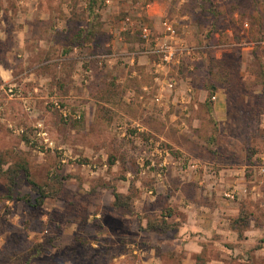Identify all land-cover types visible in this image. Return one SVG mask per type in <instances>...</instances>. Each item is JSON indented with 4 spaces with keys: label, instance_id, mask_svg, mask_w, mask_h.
<instances>
[{
    "label": "rangeland",
    "instance_id": "rangeland-1",
    "mask_svg": "<svg viewBox=\"0 0 264 264\" xmlns=\"http://www.w3.org/2000/svg\"><path fill=\"white\" fill-rule=\"evenodd\" d=\"M158 7L165 14L149 20L145 11ZM164 21L174 24L179 43L198 49L197 60L162 69L153 55L145 74L152 81L148 105L123 112L140 118L141 126L126 117L116 121L122 117L117 108L107 124L100 105L85 101L89 88L101 99L102 84L115 89V75L129 66L113 43L110 81H102L103 36L142 42V27L162 37ZM103 24L112 31L108 37L101 34ZM263 41L264 0H97L91 13L87 0H0V264H264V176L257 172L264 157ZM75 57L84 62L73 79ZM75 80L86 95L80 105L69 94ZM184 89L189 95L202 89L206 100L219 91L225 116L215 118L206 105L202 122L183 130V115L177 110L172 118L170 102ZM219 167L240 170V186L216 193L181 185L185 171L215 176ZM173 169L178 174L165 197L151 186L154 176L162 181ZM126 180L129 189L120 183ZM234 188L235 198L226 199L223 193ZM112 190L128 191L129 214L114 208ZM145 194L157 198L146 204ZM216 197L233 201L221 217L232 237L195 238L190 247L180 237L179 247L169 248L177 224L172 235L145 229L170 214L183 226L190 217L185 205L193 215L213 214Z\"/></svg>",
    "mask_w": 264,
    "mask_h": 264
},
{
    "label": "crops",
    "instance_id": "crops-1",
    "mask_svg": "<svg viewBox=\"0 0 264 264\" xmlns=\"http://www.w3.org/2000/svg\"><path fill=\"white\" fill-rule=\"evenodd\" d=\"M153 8V7H151ZM152 11L150 10H146L145 14L146 17L149 20H158L160 16H162L163 14H165V9L163 7H158L155 8L154 13H150ZM82 28V27H81ZM106 32L108 34L111 33V29L109 28V26H107L106 24L102 25L101 28V34H105ZM158 32L162 33V29L161 27L158 28ZM107 36V35H106ZM108 37V36H107ZM115 42H118V44L120 45V50H121V54L123 55L126 64H128V69L124 72L122 71H118V75H115L116 77L114 82L116 84V88L113 89L112 87H110L109 84H102L101 86V99H99L97 97L98 92L94 93L93 91H95L93 89V87L89 88V96H86L84 94V91L79 89V87L77 88V81L75 80L73 85H75V88H73L71 86V88L69 89V94L73 95V98L75 101L76 105H80V101L81 99H84V96L87 97V99L85 101H91L93 100V104L95 106V109H97V106L100 105L99 110L101 112V110H104V112L107 114V124H109L111 118H112V113L111 111H114L117 109H121L122 111L119 112V115H122V117L116 121L121 120L123 117L125 118L126 116H128L129 112L133 111L134 113L136 112V108H138L141 111V108L143 109L144 106L148 105V98L147 96H149L150 94L152 95V89L149 85H151L152 81L146 82L145 78L148 76H145V74H149V72L151 71V67L154 66V61H155V57L151 54L148 53V50L150 49L151 44L149 42H145V41H136L134 39H131L130 41L125 40L124 38H114L109 41L107 39H105V37L103 36V39L101 40V47L102 50H105L104 52H102L103 54H100L98 56H101V63L104 65L103 68H99V72H101V75L103 77L102 81L105 80L107 83L108 81H110V78L107 77V75L111 72V67L110 64H112V59L110 56H112L113 54H108L110 48L114 49V44H116ZM94 44V40L92 39L91 42H88L87 47H90ZM46 45V44H45ZM44 46V45H43ZM46 46H44L45 48ZM107 48V49H106ZM144 48L143 55L144 56H139L136 55V51L138 50H142ZM107 51V52H106ZM191 60L192 59H188ZM197 60V59H196ZM195 60V61H196ZM74 64H73V69L71 72V78H77L78 75H80L82 73V69L83 66H81V64H83L84 61L81 60V58H74ZM86 64V63H85ZM108 64V65H107ZM87 75L92 76L93 72H91V69H87L86 70ZM162 74V73H161ZM31 75H34L33 73ZM140 75V76H139ZM165 75V74H163ZM2 76V75H1ZM8 77V74L6 73V75H4V77H2V79H6ZM41 77V76H39ZM1 78V77H0ZM143 79V80H141ZM89 80H91V78L89 77ZM151 90V91H150ZM192 93L193 95H189L187 94V89L185 91L181 90L179 92H177L178 94L172 98V103L170 102L171 106L170 108L172 109V118H174L178 111L179 115H183V123L185 124V128H183V130H186L190 125H194V124H198V122H202V116L204 113V109L206 108V105L208 107V109L211 111V114L214 115L215 118H223V116H225V99L224 96L219 92H213V96L215 97L214 101H211L207 104V100H206V96H205V92L202 89L193 91ZM189 91V89H188ZM79 93V94H78ZM81 93V94H80ZM117 94L116 98H113L114 94ZM88 95V93H86ZM93 94V95H91ZM188 95V97H192V103L189 102L190 99L184 96ZM198 97V100L196 101V96ZM208 95V94H207ZM173 101H176V104L173 103ZM150 103L151 100H149ZM87 105L89 106L90 103H87ZM125 111H129L126 113H123ZM175 113V114H174ZM198 115V117H194L195 115ZM178 115V114H176ZM96 118L97 119H101V114H96ZM128 120L133 121L134 125L136 126H141L140 125V118H136V117H131V119H129L128 117H126ZM181 126V125H180ZM181 127H184V124H182ZM139 131V130H138ZM135 133V131L133 132ZM189 150V149H187ZM186 150V151H187ZM262 160H264V157L262 158ZM216 162V161H215ZM218 163V165L216 164V166H221V163L219 162V160L216 162ZM219 171L217 172V174L215 176H207L206 174H204L203 172H197V173H182L184 174V177L182 175L181 177V185H184L183 183L186 182V184H191L194 185L193 187L196 188H208V190H213L216 193L221 192L223 189L227 190L231 187L234 186H240L241 183V175H240V170L235 169V167H219ZM181 172V171H180ZM155 174V173H154ZM178 174L177 171H175L174 169L168 173V178H162L163 180L160 181L156 176H154V185H152L151 187L155 188L156 190H159V193L163 194L165 197H167L166 195V191H168V189L171 187V184H173V180L176 177V175ZM127 175H129V173L127 172ZM157 175V174H156ZM152 176V175H151ZM166 179V180H165ZM120 183H123L127 188L129 189L130 187V182L129 180H126V182L124 181H120ZM180 185V186H181ZM150 187V186H147ZM150 188H146L148 193H152L153 189ZM169 187V188H167ZM192 187V186H191ZM149 189V190H148ZM179 191V190H177ZM117 193H120L122 195L127 196V193H123L119 190H116ZM171 193L168 191V194ZM181 194V198H183L182 193ZM210 191H208V194L206 196V198H209L210 195ZM169 196V195H168ZM178 194H175V199H179L181 201L180 198H178ZM113 197V196H112ZM145 197H147L149 200H147L146 204H149V202H153L154 200H156L157 196H149L147 194H145ZM185 197V196H184ZM170 198V196H169ZM205 198V200H206ZM213 199H215V197H212ZM178 200V201H179ZM197 200H200V198H197ZM179 201V202H180ZM196 203H199L197 201H194ZM203 202H205L203 200ZM216 204H218L219 208L213 207L212 211L213 214L207 215L205 214L206 212L200 213V215H193L191 213V211H189V209L191 208L190 205H185V211H187L190 214V217L188 216L186 218V221L180 226L178 224V218H175L173 220L174 224L170 221L173 219V217L170 215L168 216H164L163 220L166 221L167 223H171L170 226H172V229L168 232H165L163 234H157V235H167L171 232V235L174 233L175 227L177 224V226L180 228V231L178 232V237L172 235L171 238V243H169L167 246L169 248H172L173 246H178L179 247V241L178 239L182 240H186L187 244L186 247H190V242H192V239L197 238V240L200 241H205L206 238H216L215 234H219V238L220 239H226L227 236L232 237L231 235H229V231H223V226H224V220L221 219V217L223 216V212L222 210H224V207H232L233 201L230 200H226V199H220L218 197H216L215 200ZM203 210H206V208L204 207H208V204H204L201 203L200 204ZM224 208V209H222ZM211 210V209H210ZM192 216V217H191ZM211 216H213V221H211V226L213 229V233H211V231H209L207 229V227L210 224V218ZM184 227V228H182ZM192 228L195 229V231H197V234H191L188 233L189 231L187 230L188 228ZM231 230V228H230ZM188 231V232H187ZM193 238H192V237ZM189 243V244H188ZM200 243L198 242V245ZM201 245V244H200ZM199 245V246H200ZM216 246H219L220 248H226V246H221L220 244H217ZM203 247V245H202ZM228 249V247H227ZM230 249V247H229Z\"/></svg>",
    "mask_w": 264,
    "mask_h": 264
},
{
    "label": "built area",
    "instance_id": "built-area-1",
    "mask_svg": "<svg viewBox=\"0 0 264 264\" xmlns=\"http://www.w3.org/2000/svg\"><path fill=\"white\" fill-rule=\"evenodd\" d=\"M164 28V33L162 37H154L149 30L148 27L144 26L141 29V37L145 42H149L151 44L148 53L156 56L158 59V63L156 64L157 68L169 67L170 65L179 66L183 59H192V62L195 61V57L197 55L198 49L192 46L184 45L183 43H179L176 38V30L175 26L170 21H164L162 23ZM245 26H247L245 24ZM260 48L264 49V41L262 43H258ZM264 61V55L262 57ZM173 85L169 83L168 87H172ZM9 95H13L14 91L12 88H8ZM215 97H212V101H214ZM45 134V133H44ZM257 172L261 176H264V160L261 165L257 166ZM236 189H230L223 193V196L226 199L233 200L235 198Z\"/></svg>",
    "mask_w": 264,
    "mask_h": 264
},
{
    "label": "trees",
    "instance_id": "trees-1",
    "mask_svg": "<svg viewBox=\"0 0 264 264\" xmlns=\"http://www.w3.org/2000/svg\"><path fill=\"white\" fill-rule=\"evenodd\" d=\"M97 0H87V11L91 13L93 6L96 4ZM83 30H78L76 33V36H80ZM213 92L209 93V97L207 99V104L210 102V97L213 95ZM1 164V163H0ZM8 173V174H7ZM7 175V181L8 185L10 186V191H13L15 187V173L13 171H6ZM25 176L28 177V173L25 172ZM33 187H36V185H32ZM39 192V191H38ZM41 194L43 197V193H37ZM111 195L113 196V206L116 210L121 211L123 214H129V196L122 195L120 193H117L115 190H112ZM147 231L153 232V233H158V234H163L165 232H168L172 229V226L168 225L166 221L161 220V221H152V222H147L146 223V228Z\"/></svg>",
    "mask_w": 264,
    "mask_h": 264
}]
</instances>
